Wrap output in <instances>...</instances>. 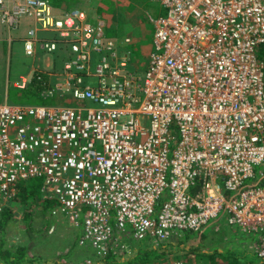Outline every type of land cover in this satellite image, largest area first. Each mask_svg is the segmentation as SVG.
<instances>
[{
    "label": "built area",
    "instance_id": "2783aa9c",
    "mask_svg": "<svg viewBox=\"0 0 264 264\" xmlns=\"http://www.w3.org/2000/svg\"><path fill=\"white\" fill-rule=\"evenodd\" d=\"M159 8L140 77L114 52L101 17L0 0L8 30L22 18L34 23L25 56L68 52L63 80L42 96L78 103H0V214L39 180L41 202L79 229L92 260L130 254L128 239L176 245L224 215L253 237L247 251L264 264V184L254 185L264 176V0H160ZM92 53L102 55L93 73Z\"/></svg>",
    "mask_w": 264,
    "mask_h": 264
},
{
    "label": "rangeland",
    "instance_id": "374dc122",
    "mask_svg": "<svg viewBox=\"0 0 264 264\" xmlns=\"http://www.w3.org/2000/svg\"><path fill=\"white\" fill-rule=\"evenodd\" d=\"M107 1L110 3L106 4L103 0H83L80 5L69 11H83L90 21L101 17L106 23L105 37L114 43L116 55L127 60V71L142 77L150 54L153 52V24L149 18L159 13L160 0H149L147 4L142 0ZM55 10L58 12L57 9ZM26 20L28 19L22 18L18 28L9 32L13 42L7 48L6 58H2L0 70V91L4 99L8 85L26 87L33 75L46 77L48 82L46 87L63 80L62 63L68 55L66 49L61 48L53 54L38 50L34 57L23 54V39L28 34ZM53 36L55 34L49 32L37 34L39 40H48ZM126 38L130 41L128 44L124 42ZM101 56L92 53L90 63L92 73ZM95 83L96 80L93 78L85 79L87 85H95ZM44 89L41 91V97ZM48 100L46 106L78 105L70 95H64L57 100L53 98ZM38 183L40 185V181ZM41 199L42 195L39 193L38 200L30 201L27 205L15 201L9 209L11 218L2 228L0 227V239L8 248H27L29 257L40 258L42 261L59 257V263L87 264L88 258L92 259L93 253L88 247L79 245V229L71 225L63 216L52 218L50 212L43 210V204L39 201ZM126 229L130 230V227L126 226ZM179 240L182 250L167 255L165 259L156 260L155 264H169L174 260L187 264L261 263V260L253 254L245 252L253 237L241 233L237 226L229 225L224 215L209 221L207 226L198 232L186 231Z\"/></svg>",
    "mask_w": 264,
    "mask_h": 264
},
{
    "label": "trees",
    "instance_id": "16d2710c",
    "mask_svg": "<svg viewBox=\"0 0 264 264\" xmlns=\"http://www.w3.org/2000/svg\"><path fill=\"white\" fill-rule=\"evenodd\" d=\"M45 1L49 2L50 5H52L55 9H57L60 15L67 13L69 10H71V8H75L76 5H80L83 2V0H45ZM103 1L106 4L110 3L107 0H103ZM142 2L147 4L149 0H142ZM258 53H260V56L264 55L263 46L259 48ZM37 76H40V80L37 79ZM47 85L48 82L46 77L41 75H33V77L30 80V83L22 89L13 85H8L5 93V99L8 102H10V104L46 105L47 101L49 100L41 97V91ZM2 96L3 94H1L0 91V101L3 102L4 96L3 97ZM38 181L39 180H30L24 183L20 187L17 201H19L23 205H27L30 201L38 200V194L40 193L39 191L40 185ZM263 184H264V176L254 180L255 186H261ZM39 201L41 204H43L42 208L44 211L50 212L51 209L53 208V202L51 201L41 202V200ZM9 218H11V211L9 209H5L0 214L1 228L9 220ZM179 242H177L176 245L166 244L160 247L159 246L156 247L152 245L149 240L133 241L132 239H128L129 246H131L132 248L130 254H124L118 256L109 253V255L103 259H94V260L90 259L91 260L90 264H155L156 260L165 259L167 255L178 253L180 250H182L183 247ZM58 259L59 257L56 259L42 261L40 258L29 257L27 248L24 247L8 248L5 245L4 241L0 239V264H65V263H59Z\"/></svg>",
    "mask_w": 264,
    "mask_h": 264
},
{
    "label": "crops",
    "instance_id": "0c3cea01",
    "mask_svg": "<svg viewBox=\"0 0 264 264\" xmlns=\"http://www.w3.org/2000/svg\"><path fill=\"white\" fill-rule=\"evenodd\" d=\"M159 7H160V2H159V6H158V9L160 11V8ZM25 23L28 25V30L34 26V23L31 20H29V19L26 20ZM2 27H5V26L0 23V70H1V66H2L3 59L6 58V53H7V50H8L7 48L9 46H11L12 45V42H13V40L9 36L10 30H8L6 27H5V29H3ZM5 35H7V36H5ZM23 41H24V39H23ZM22 49H23V44H22ZM7 59H8V57H7ZM49 66H50V64L47 67L49 68ZM20 88H24V87H20ZM53 99H56L57 100L59 98L58 97H55Z\"/></svg>",
    "mask_w": 264,
    "mask_h": 264
}]
</instances>
